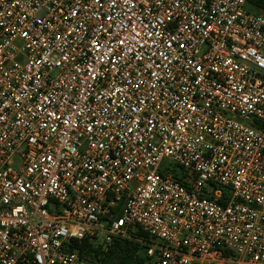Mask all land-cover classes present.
<instances>
[{"label": "built area", "instance_id": "2783aa9c", "mask_svg": "<svg viewBox=\"0 0 264 264\" xmlns=\"http://www.w3.org/2000/svg\"><path fill=\"white\" fill-rule=\"evenodd\" d=\"M116 238L151 264H264L249 0H0V264Z\"/></svg>", "mask_w": 264, "mask_h": 264}, {"label": "trees", "instance_id": "16d2710c", "mask_svg": "<svg viewBox=\"0 0 264 264\" xmlns=\"http://www.w3.org/2000/svg\"><path fill=\"white\" fill-rule=\"evenodd\" d=\"M249 3L250 10L264 14V0H249ZM175 173L176 177L189 188L188 175L184 172L178 174L175 171ZM137 234L144 238L148 237L141 231H138ZM80 250L85 259L89 257L98 264H151L145 256L144 246L126 239L116 238L107 248L102 245L95 247L84 241Z\"/></svg>", "mask_w": 264, "mask_h": 264}, {"label": "rangeland", "instance_id": "374dc122", "mask_svg": "<svg viewBox=\"0 0 264 264\" xmlns=\"http://www.w3.org/2000/svg\"><path fill=\"white\" fill-rule=\"evenodd\" d=\"M85 264H98L97 262H93L92 259H90L89 257L86 259V263Z\"/></svg>", "mask_w": 264, "mask_h": 264}]
</instances>
